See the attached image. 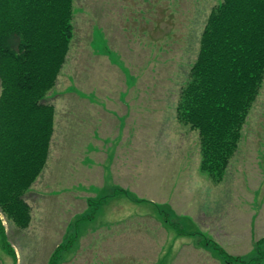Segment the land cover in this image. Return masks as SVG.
Instances as JSON below:
<instances>
[{
    "label": "rangeland",
    "instance_id": "1",
    "mask_svg": "<svg viewBox=\"0 0 264 264\" xmlns=\"http://www.w3.org/2000/svg\"><path fill=\"white\" fill-rule=\"evenodd\" d=\"M220 1L75 0L71 49L47 100L53 105L62 94L56 106L70 133L54 137L55 111L46 170L22 198L30 208L28 227L0 207V264H52L54 258L56 264H160L158 254L168 264L231 263L205 231L200 232L203 243L217 250L204 251L206 260L193 251H169L166 258V251H155L149 240L157 233L155 227L163 232L166 221L173 228L176 222L185 225L178 214L186 206H196L201 229L207 230L211 217L222 221V214L227 224L236 220L238 237L246 236L251 218L264 220V84L221 182L201 170L199 134L178 119L181 89L196 60L208 15ZM126 88L130 94L149 90L155 95L141 97L140 114L133 108L142 128L134 124L131 134L139 132L141 137L135 135L134 147L130 151L125 146L129 153L123 148L114 163L116 125L108 130L104 125L101 136L91 109L84 105L108 109L105 99L112 97L101 100L97 92L119 95ZM68 93H74L76 101L67 99ZM77 120L83 131L79 136ZM122 122L129 131L131 119ZM59 124L58 135L62 121ZM120 165L125 174L116 176ZM187 186L195 191L184 199ZM129 218L121 225L123 233L118 224L110 225ZM215 227L211 232L221 225ZM132 233L138 248L118 251L119 240L130 238L131 245ZM254 243L255 251L242 244L241 251L224 252L246 262L261 257L264 263V238ZM106 244L109 250L102 251Z\"/></svg>",
    "mask_w": 264,
    "mask_h": 264
},
{
    "label": "trees",
    "instance_id": "2",
    "mask_svg": "<svg viewBox=\"0 0 264 264\" xmlns=\"http://www.w3.org/2000/svg\"><path fill=\"white\" fill-rule=\"evenodd\" d=\"M74 2L0 0V207L23 228L30 208L22 198L50 152L55 107L47 100L71 49ZM263 84L264 0H221L208 15L177 104L179 121L199 134L201 170L216 182ZM219 250L227 262L264 264Z\"/></svg>",
    "mask_w": 264,
    "mask_h": 264
},
{
    "label": "crops",
    "instance_id": "3",
    "mask_svg": "<svg viewBox=\"0 0 264 264\" xmlns=\"http://www.w3.org/2000/svg\"><path fill=\"white\" fill-rule=\"evenodd\" d=\"M67 63V62H66ZM59 80V79H58ZM134 90H132L133 93ZM148 93L155 95L153 92H149V90L141 91L136 90L133 95L136 96L134 99L133 104H131V94L130 90L127 88L122 90L121 94L119 95L113 91H98L97 95L101 100L104 99V97L111 96L112 98H106L105 101L109 103L108 109L104 106L95 105L93 103H89V105H84L86 107H89L92 111V117L96 121V125L99 127L103 135V126L107 128V130L111 127V125L114 123L116 125V129L113 131V133H116L113 142H117L118 146L116 147L113 161L116 163L120 159V153L122 149L124 148L126 151L125 153H129V151L125 148V146L131 151V148L134 147L133 139L134 136L137 135L141 137V133L137 132L136 134H131V132L134 130V124L139 126V130L142 128L141 120L139 114L141 113V107L143 100L141 97L143 95H146ZM71 97L67 98L73 101H76L74 96V93H68ZM117 96V98H115ZM62 94L57 95V98L53 101V105L55 106L56 111V133L54 137L60 136L62 137L64 133H70V125L68 122L63 121L65 118L61 119V112L58 108V105L56 106V102L61 99ZM73 97V98H72ZM136 100V103H135ZM150 101V100H149ZM148 101V102H149ZM74 103V102H73ZM134 107H137L138 113L133 110ZM126 117L127 120L131 119V124H133V127L131 128V124L129 125V131H126V128H122V120ZM62 121V132L59 133V123ZM121 125V126H120ZM66 126V127H65ZM79 120H77L76 124V130L79 131ZM141 132V131H140ZM83 131L82 129L77 133V135H82ZM96 135V133H94ZM71 136L66 134V138H70ZM136 148V146H135ZM100 154H103V151L99 152ZM109 157H107L108 159ZM103 164L99 163V168L103 171ZM120 168H124L123 166H119L118 170L116 171L115 175H124L125 172H121ZM46 170V169H45ZM98 175V174H96ZM104 179V178H102ZM228 179V178H227ZM114 180L117 181V178L114 177ZM225 182V181H224ZM193 186H187L184 190V193H182V198L186 199L188 198V192L191 191L193 193L195 190H190ZM199 188V186H197ZM194 196L192 195V198ZM64 198H67V196H64ZM70 198V197H68ZM73 198V197H72ZM75 201V199H74ZM166 201V200H165ZM194 202V201H193ZM196 208V206H195ZM195 208L193 206H186L183 211L178 214V216H181L185 218L186 224L183 223H177L176 222V228H173L172 224H170L168 221L164 222V225L162 226L163 232L160 234L158 233V228L156 229V234H151V237H149V240L155 244L152 248L155 251H166V258H168L169 251H193L194 253H199L200 255H203L205 260L208 258L204 251H217L215 250L211 245H205L203 243V238L200 236L201 231L208 232L212 235L215 242L218 243L224 251H241L240 247L242 244H249L252 247V251H255V240L263 239L264 238V220H261L258 218L256 221H254V218H251L248 223H246L247 231L245 237H238L237 230H236V220L233 224L230 222L227 224L224 221L225 215L222 214V221H217L216 218H210L209 222L206 224V229H201L198 226V218L197 214L194 213ZM198 210V208H197ZM230 215V213L228 214ZM133 218V217H132ZM129 219H123V221H117L112 222L110 224L113 226L114 224H118V230L119 233H123V230H126L121 227L125 221L130 220ZM149 219H153L152 216H150ZM221 225V227H220ZM215 226H219L220 228L215 232H211V230L216 229ZM161 229V228H160ZM159 229V231H160ZM110 232V229H108V234ZM133 232V230H132ZM130 238L125 240H119L120 248L118 251H134L136 248H138L137 239L135 235L131 234V245H129ZM102 249V248H101ZM108 251L109 246L106 244L105 247L102 249V251ZM240 255V253H239ZM158 259L160 264H168V261H162V259H165L164 257H161L160 254H158ZM210 261V260H209ZM230 263V264H234Z\"/></svg>",
    "mask_w": 264,
    "mask_h": 264
}]
</instances>
